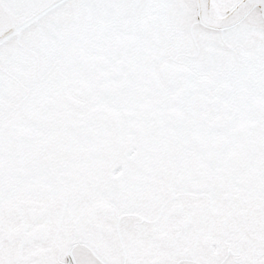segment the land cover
<instances>
[{"label": "flooded vegetation", "instance_id": "obj_1", "mask_svg": "<svg viewBox=\"0 0 264 264\" xmlns=\"http://www.w3.org/2000/svg\"><path fill=\"white\" fill-rule=\"evenodd\" d=\"M19 35L0 264H264V0H68Z\"/></svg>", "mask_w": 264, "mask_h": 264}, {"label": "water", "instance_id": "obj_2", "mask_svg": "<svg viewBox=\"0 0 264 264\" xmlns=\"http://www.w3.org/2000/svg\"><path fill=\"white\" fill-rule=\"evenodd\" d=\"M68 0H0V46Z\"/></svg>", "mask_w": 264, "mask_h": 264}, {"label": "bare ground", "instance_id": "obj_3", "mask_svg": "<svg viewBox=\"0 0 264 264\" xmlns=\"http://www.w3.org/2000/svg\"><path fill=\"white\" fill-rule=\"evenodd\" d=\"M38 21H39V20H38ZM36 22H37V21H36ZM36 22H35V23H36ZM35 23H34V24H35ZM34 24H32L30 27H32ZM30 27H28V28H30ZM28 28H27V29H28ZM25 30H26V29H25ZM25 30H24V31H25ZM16 37H17V36H16Z\"/></svg>", "mask_w": 264, "mask_h": 264}, {"label": "rangeland", "instance_id": "obj_4", "mask_svg": "<svg viewBox=\"0 0 264 264\" xmlns=\"http://www.w3.org/2000/svg\"><path fill=\"white\" fill-rule=\"evenodd\" d=\"M23 32H25V31H22V32H21V35H22ZM21 35H19V36H21ZM11 40H12V39H11ZM4 43H5V42H4ZM4 43H3V44H4Z\"/></svg>", "mask_w": 264, "mask_h": 264}]
</instances>
